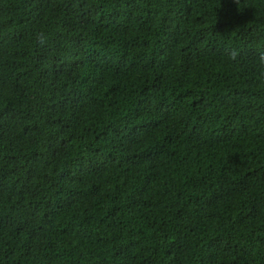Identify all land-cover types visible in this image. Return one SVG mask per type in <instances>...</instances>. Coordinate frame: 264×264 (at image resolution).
<instances>
[{
	"label": "trees",
	"instance_id": "16d2710c",
	"mask_svg": "<svg viewBox=\"0 0 264 264\" xmlns=\"http://www.w3.org/2000/svg\"><path fill=\"white\" fill-rule=\"evenodd\" d=\"M262 45L264 0H0V264H264Z\"/></svg>",
	"mask_w": 264,
	"mask_h": 264
},
{
	"label": "clouds",
	"instance_id": "9594fccd",
	"mask_svg": "<svg viewBox=\"0 0 264 264\" xmlns=\"http://www.w3.org/2000/svg\"><path fill=\"white\" fill-rule=\"evenodd\" d=\"M48 39V35L43 30L34 33V42L37 47L46 46ZM240 56L241 50L239 47H230L227 49L226 59L230 63L239 65L241 63ZM250 71L253 81L258 85H264V45L260 46L255 53L251 61Z\"/></svg>",
	"mask_w": 264,
	"mask_h": 264
}]
</instances>
